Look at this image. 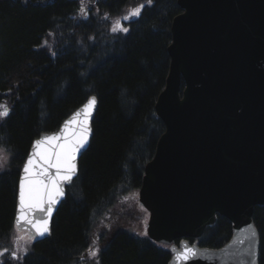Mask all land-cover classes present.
Segmentation results:
<instances>
[{
    "label": "trees",
    "instance_id": "trees-1",
    "mask_svg": "<svg viewBox=\"0 0 264 264\" xmlns=\"http://www.w3.org/2000/svg\"><path fill=\"white\" fill-rule=\"evenodd\" d=\"M131 5L145 7L127 33L113 32L115 18ZM83 6L86 18L81 0H0V104L10 109L0 120V147L9 155L0 172V247L16 230L19 178L31 145L96 96L94 135L50 237L34 241L18 264H80L94 240L99 264H168L170 245L120 228L104 232L101 224L117 207L123 212V196L139 192L165 132L155 105L170 69L173 19L183 10L178 0H83ZM253 216L264 264V205ZM233 229L217 215L189 241L219 249Z\"/></svg>",
    "mask_w": 264,
    "mask_h": 264
},
{
    "label": "water",
    "instance_id": "water-1",
    "mask_svg": "<svg viewBox=\"0 0 264 264\" xmlns=\"http://www.w3.org/2000/svg\"><path fill=\"white\" fill-rule=\"evenodd\" d=\"M178 4L183 12L173 19L170 69L155 105L165 132L137 196L147 212L146 234L170 245L168 264H259L261 238L253 215L264 205V0ZM86 103L57 131L36 140L59 134ZM97 109L98 101L92 122ZM92 122L89 142L77 155V173L64 182V195L53 205L50 234L82 154L90 147ZM35 141L26 160L37 151ZM17 193L14 227L28 237L34 234L29 225L17 227L19 186ZM217 215L233 224L230 242L219 249L191 243L189 239L202 237L216 223ZM185 249L196 255L178 259Z\"/></svg>",
    "mask_w": 264,
    "mask_h": 264
},
{
    "label": "snow or ice",
    "instance_id": "snow-or-ice-1",
    "mask_svg": "<svg viewBox=\"0 0 264 264\" xmlns=\"http://www.w3.org/2000/svg\"><path fill=\"white\" fill-rule=\"evenodd\" d=\"M151 5L152 0H147ZM145 5H140L124 16V20L139 17ZM81 14L86 18V10L81 0ZM113 32L123 31L127 33L129 29L124 27L119 20L112 27ZM47 41H45V44ZM96 97L92 96L81 110L74 113L73 118L62 127L59 134L44 136L35 141L37 151L28 157L23 166V177L19 181V203L18 215L16 217L17 227L29 225L34 234L27 237L28 242L35 240L37 236L43 237L50 234L49 218L53 211V205L58 202V198L63 197L64 182H71L77 173V155L81 149L89 142L92 134V117L96 108ZM10 109L6 104H0V120L6 118ZM54 170V171H51ZM42 216L36 217L35 213ZM255 235V233H253ZM25 239L19 237L16 241L17 249L10 255L13 259L20 260L22 255H27V247L21 248L19 241ZM97 246L89 249L92 258L98 257L99 246L97 241H93ZM7 249L0 251V256L4 255ZM189 255L195 256L194 249H185L178 255V259L187 260ZM0 264L3 261L0 260ZM96 264H99L98 259Z\"/></svg>",
    "mask_w": 264,
    "mask_h": 264
},
{
    "label": "rangeland",
    "instance_id": "rangeland-1",
    "mask_svg": "<svg viewBox=\"0 0 264 264\" xmlns=\"http://www.w3.org/2000/svg\"><path fill=\"white\" fill-rule=\"evenodd\" d=\"M140 5L137 6H128L126 9V12L123 15H120L119 17L115 18L114 22L115 23L117 20L120 21V23L124 26L127 27L128 29L129 27V21L130 20H124L123 17L128 15L131 10L137 8ZM137 17H134L132 19H135ZM114 26V25H113ZM121 32V31H118ZM123 32V31H122ZM9 163V155L7 154V152L5 151V149H2L0 147V172H2L3 170H5L6 166ZM138 193H131L128 195H125L121 198L123 206L126 208H123V212L125 211L126 217H125V221H122L120 216H121V212L120 209L117 207V209L114 212V215L111 214V216H109L107 218L106 221L102 220V224H101V228L104 232L109 231L110 229H125L127 231H131L132 233H136L138 235H146V223H147V214L144 216V210L141 208V206L138 203V199H137ZM124 212V213H125ZM19 237H24L25 239H21L19 241L21 248L23 247H27V254L31 251V246L32 243L34 242V240H32L31 242H28L27 240V236L25 234H23L20 231L15 230L14 233L12 234V239L9 243V245L7 247H0V251H3L5 249H7L6 252H4L3 256H0V260L3 261V264H5L8 260H11L12 262L18 264L21 260H24L23 258L26 255H23L22 253H18V255H22V259L20 260H16L13 259L12 256L10 255L12 252L16 251L17 249V245H16V241ZM97 241V240H96ZM92 244V249H94L97 245L96 244ZM100 252V251H99ZM100 259V256L98 254V257L96 258H92L89 255V252L86 253V255L84 256V260L80 263V264H96V260Z\"/></svg>",
    "mask_w": 264,
    "mask_h": 264
}]
</instances>
